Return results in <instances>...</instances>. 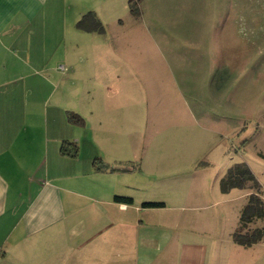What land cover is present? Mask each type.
Masks as SVG:
<instances>
[{"label": "rangeland", "instance_id": "374dc122", "mask_svg": "<svg viewBox=\"0 0 264 264\" xmlns=\"http://www.w3.org/2000/svg\"><path fill=\"white\" fill-rule=\"evenodd\" d=\"M140 2L144 19L129 0H69L70 42L79 52L71 51L73 70L58 65L69 76L64 99L59 90L54 103L63 100L66 114L102 120L97 156L138 166L135 183L146 187L132 191L137 200H161L177 213L191 195L237 222L249 190L223 192L221 178L244 164L264 187V0ZM90 11L103 31L97 21L93 30L72 24ZM118 34L125 45L114 41ZM140 47L158 53L136 69L125 53ZM180 68L174 77L170 70Z\"/></svg>", "mask_w": 264, "mask_h": 264}, {"label": "crops", "instance_id": "0c3cea01", "mask_svg": "<svg viewBox=\"0 0 264 264\" xmlns=\"http://www.w3.org/2000/svg\"><path fill=\"white\" fill-rule=\"evenodd\" d=\"M69 15V0H0V264H264V240L236 242L239 220L213 203L188 195L170 212L164 201L133 196L146 187L135 183L136 169L95 170L102 120L93 114V122L71 123L63 100L54 103L69 76L58 65L73 70L71 51L79 52ZM120 37L114 41L125 45ZM151 53L158 51L140 47L125 56L139 69ZM109 54L115 63L117 49ZM170 71L179 78L183 68ZM64 140L78 145L77 155L63 153ZM114 162L107 164L120 165Z\"/></svg>", "mask_w": 264, "mask_h": 264}, {"label": "trees", "instance_id": "16d2710c", "mask_svg": "<svg viewBox=\"0 0 264 264\" xmlns=\"http://www.w3.org/2000/svg\"><path fill=\"white\" fill-rule=\"evenodd\" d=\"M130 10L136 16L140 15L138 5L140 0H129ZM138 11V12H137ZM89 19H93L90 20ZM89 21V22H88ZM96 24L97 31H103V26L100 20H96L95 14L90 11L83 16L76 25L79 28L89 26L88 30H93L90 27V22ZM69 122L83 125L84 119L78 114L68 112ZM63 153L75 156L78 153V145L72 141L64 140L61 146ZM94 166L96 171L107 170H130L137 169V165L132 162H123L119 166H109L102 160V158H95ZM221 189L223 192H229L233 188H245L249 190L248 201L243 207L239 224L233 233V239L241 245L249 246L264 240V187L258 182L252 171L244 164L232 165L227 173L220 180ZM120 201H132V198L125 196H117ZM162 202H144L145 207H159L163 206Z\"/></svg>", "mask_w": 264, "mask_h": 264}, {"label": "built area", "instance_id": "2783aa9c", "mask_svg": "<svg viewBox=\"0 0 264 264\" xmlns=\"http://www.w3.org/2000/svg\"><path fill=\"white\" fill-rule=\"evenodd\" d=\"M59 68H61V69H64V67H63V66H59Z\"/></svg>", "mask_w": 264, "mask_h": 264}]
</instances>
